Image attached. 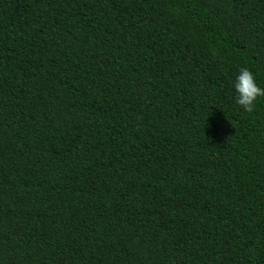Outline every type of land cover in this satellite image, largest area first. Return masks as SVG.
Masks as SVG:
<instances>
[{
	"label": "trees",
	"instance_id": "obj_1",
	"mask_svg": "<svg viewBox=\"0 0 264 264\" xmlns=\"http://www.w3.org/2000/svg\"><path fill=\"white\" fill-rule=\"evenodd\" d=\"M264 0H0V264H264Z\"/></svg>",
	"mask_w": 264,
	"mask_h": 264
},
{
	"label": "clouds",
	"instance_id": "obj_2",
	"mask_svg": "<svg viewBox=\"0 0 264 264\" xmlns=\"http://www.w3.org/2000/svg\"><path fill=\"white\" fill-rule=\"evenodd\" d=\"M235 104L244 112H252L260 97H264V88L255 81L253 73L246 67L239 69L233 80Z\"/></svg>",
	"mask_w": 264,
	"mask_h": 264
}]
</instances>
